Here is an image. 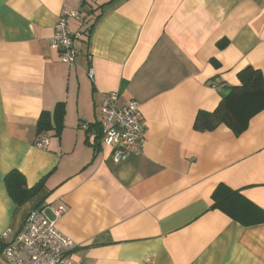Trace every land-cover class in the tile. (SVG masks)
I'll return each mask as SVG.
<instances>
[{
    "label": "crops",
    "instance_id": "1",
    "mask_svg": "<svg viewBox=\"0 0 264 264\" xmlns=\"http://www.w3.org/2000/svg\"><path fill=\"white\" fill-rule=\"evenodd\" d=\"M108 1L0 0V235L43 208L76 243L79 264H264V223L244 227L211 209L223 184L264 211V110L239 136L194 129L240 70L264 76V0H113L97 9ZM67 11L81 12L68 23L74 34L100 16L87 42L76 40L71 66L49 43ZM110 92L120 104L136 100L144 124L140 153L118 164L108 146L95 153L80 127L97 124ZM58 103L61 135L41 136L48 147L38 148L39 115ZM12 170L28 188L42 182L20 207L4 184Z\"/></svg>",
    "mask_w": 264,
    "mask_h": 264
},
{
    "label": "built area",
    "instance_id": "2",
    "mask_svg": "<svg viewBox=\"0 0 264 264\" xmlns=\"http://www.w3.org/2000/svg\"><path fill=\"white\" fill-rule=\"evenodd\" d=\"M80 18V11L60 14L49 41L51 48L58 52L60 62L68 66L75 62L78 55L76 40L82 37L80 32L72 33L68 23ZM99 113L97 129L91 130L88 136L94 140L98 135L99 146L112 149L113 163L139 154L144 142L140 104L136 100L120 104L118 93L110 92L103 96ZM80 127L87 130L88 125L80 123ZM35 145L46 149L48 138L37 139ZM53 213L58 218L66 213V208L54 209ZM75 247L76 243L57 230L45 210L36 208L26 215L19 232L12 236L8 232L0 235V264H79L71 256Z\"/></svg>",
    "mask_w": 264,
    "mask_h": 264
},
{
    "label": "trees",
    "instance_id": "3",
    "mask_svg": "<svg viewBox=\"0 0 264 264\" xmlns=\"http://www.w3.org/2000/svg\"><path fill=\"white\" fill-rule=\"evenodd\" d=\"M112 1L99 5L97 9ZM98 17L100 16L91 20L88 28L81 32L83 42H87ZM237 79L238 85L227 88L220 95L221 99L213 111L199 112L196 115L194 120L196 131L211 132L219 126H225L234 136H239L247 129L249 121L264 110V76L261 71L247 66L238 72ZM64 115L63 103L56 104L52 112L42 111L36 124L37 137L52 132L59 138L63 130ZM95 128L97 129L96 125H89L87 134L93 129L96 130ZM98 137L97 135L91 144L95 153L99 150ZM4 184L10 199L17 207L36 196L42 188V182L28 188L24 176L16 170L10 171L4 177ZM211 200V209L220 211L244 227L264 223V211L244 198L238 190L219 184L212 192Z\"/></svg>",
    "mask_w": 264,
    "mask_h": 264
},
{
    "label": "rangeland",
    "instance_id": "4",
    "mask_svg": "<svg viewBox=\"0 0 264 264\" xmlns=\"http://www.w3.org/2000/svg\"><path fill=\"white\" fill-rule=\"evenodd\" d=\"M85 19V18H84Z\"/></svg>",
    "mask_w": 264,
    "mask_h": 264
}]
</instances>
